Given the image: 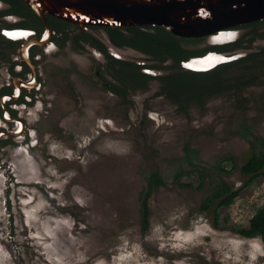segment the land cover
I'll use <instances>...</instances> for the list:
<instances>
[{
    "label": "rangeland",
    "instance_id": "obj_1",
    "mask_svg": "<svg viewBox=\"0 0 264 264\" xmlns=\"http://www.w3.org/2000/svg\"><path fill=\"white\" fill-rule=\"evenodd\" d=\"M263 45L259 36L244 52ZM84 56L78 58L85 76L61 65L66 59L52 56L43 64L54 94L49 114L60 119L62 132L55 131L60 135L45 132L47 115H40L31 119L42 132L40 146L0 152V264H264L262 237L234 230L247 226L257 209L264 211V176L246 184L248 174L241 170L251 153L264 150L261 78L213 94L187 112L152 96L158 84L151 80L147 90L131 92L129 107L102 86L95 62L90 65ZM69 79L79 99L75 91H61ZM146 103L159 118L140 117ZM185 143L192 163L182 158ZM150 170L163 183L149 199V226L142 231L139 196ZM221 179L238 190L233 201L202 209ZM4 191L12 202L3 203ZM25 193L27 208L20 203ZM10 203L8 223L10 209L4 205Z\"/></svg>",
    "mask_w": 264,
    "mask_h": 264
},
{
    "label": "flooded vegetation",
    "instance_id": "obj_2",
    "mask_svg": "<svg viewBox=\"0 0 264 264\" xmlns=\"http://www.w3.org/2000/svg\"><path fill=\"white\" fill-rule=\"evenodd\" d=\"M249 22L233 24L203 35L175 34L179 44L188 50V53L175 57L162 52L154 54L124 42L119 44L114 41L105 25L86 23L80 26L78 22L47 12L44 16L39 15L23 0H0V152L5 148L29 152L40 146L42 132L38 133L37 127L31 121V119L38 120L40 115H47L45 119L49 126L45 132L53 135H60L55 131L62 132L60 119L54 121L49 114L54 94L49 84L46 85L47 75L43 64L49 61L50 57L66 59L67 61L61 65H70L69 68H75L73 74L85 76L80 65L81 57L78 58L85 52L84 57L89 60V64L93 65L95 62L94 73L102 82V86L112 95L113 93L118 95L120 102L129 107L134 102L131 92L136 89L147 90L150 81L155 80L158 86L152 96H160L170 104H174L177 111L187 112L194 104L202 107L211 95L225 92L227 89L203 94L202 100H198L191 97L192 89L176 87V83L181 82L177 78L178 73H207L224 65H240L238 69L242 74L247 73L249 69L252 74H259V68L264 66V63L260 61L264 59V54L260 55L259 52L264 45L258 50L244 52L245 48H250L254 40L259 37L257 33L249 31L253 25L243 26ZM99 26L102 30L98 33L91 30ZM120 27L124 35L132 34L125 27ZM203 36H206L205 43H202ZM213 53H222L226 56L224 55L219 62L209 66L187 65L192 60L201 59ZM102 67L109 70L113 79L104 77ZM64 70V74L69 76L68 70L65 68ZM131 70L143 76L140 85L136 88L131 87V79L128 76ZM260 73L259 78L264 82V69ZM167 76L172 77L168 79ZM208 82L205 80L202 85L209 84ZM256 82H258L257 79ZM193 84L194 81H192ZM77 88L71 79L60 87L63 94L75 91L73 96L79 99L82 95ZM48 91H51V94ZM168 91H170L169 94H167ZM171 92L180 94H171ZM65 100L66 97L63 98V101ZM151 100L152 98L149 101ZM57 103L56 105L59 106ZM64 103L62 102L63 105ZM145 105L139 112L140 117L147 116L151 120L154 117L159 118V114L157 115L152 107H149L147 103ZM7 182L8 185L11 184L9 178ZM19 182L22 184L26 181L19 180ZM4 195V204L8 199L12 202L9 191H4ZM22 196L28 195L25 193ZM25 197L20 203L27 208V204L24 203L30 200ZM4 207L6 211L10 209L7 216L9 223L13 213L11 203L10 208H8L9 205ZM21 210L23 212V209ZM25 221L23 220L24 225H26Z\"/></svg>",
    "mask_w": 264,
    "mask_h": 264
},
{
    "label": "trees",
    "instance_id": "obj_3",
    "mask_svg": "<svg viewBox=\"0 0 264 264\" xmlns=\"http://www.w3.org/2000/svg\"><path fill=\"white\" fill-rule=\"evenodd\" d=\"M261 24H264L263 20L252 21L243 26H251L249 31L252 33H257L259 36H264V29L260 30ZM111 32L114 41L121 43H128L136 47L142 48L145 51L157 54L166 53L173 55L175 57L182 56L183 53H188L187 49L177 41L176 35L169 31L167 28L161 25H124L131 35L127 36L122 33L119 28L120 26L105 25ZM143 26V27H142ZM239 26V25H236ZM248 31V32H249ZM251 37L249 38V40ZM260 55L264 54V47L259 52ZM261 63H264V59H260ZM238 67L240 65H224L216 68L213 71L207 73H197L192 72H180L177 78L181 82L176 83V87H184L188 90H193V96L195 99L202 100V95L209 93L212 94L219 90L227 89L237 86H248L251 83L256 82L259 79V75L262 72L263 67H260L258 71L259 74H252L251 70L247 73L242 74ZM131 79V87L136 88L140 84L143 76L138 74V72L131 70L128 75ZM172 76H167L170 79ZM176 77V76H175ZM166 78V76L164 77ZM208 80L209 84L202 85V83ZM139 81V82H138ZM191 81V82H190ZM192 81L194 84L192 85ZM135 83V84H134ZM193 86V88H192ZM170 91L167 92L169 94ZM171 94H180L171 92ZM188 148L187 143L184 144V154L182 158L188 163L193 162V153ZM227 159L233 160V156H226ZM242 172L248 174V179L246 184H250L258 176H264V150L258 153H251L244 161L241 166ZM163 183V177L156 171L150 170L147 175H145V185L139 196V212H140V226L141 230H147L149 226L150 217V206L149 199L152 194L158 190V188ZM238 193V190L232 189L231 185L224 179H221L216 183V185L211 189V191L204 197L201 204L202 209H208L212 204L215 203L216 207L222 205H228L233 201V197ZM218 214L215 211V224L218 225ZM234 230L245 237L261 236L264 240V211L257 209L253 215L252 220L247 226L234 227Z\"/></svg>",
    "mask_w": 264,
    "mask_h": 264
},
{
    "label": "water",
    "instance_id": "obj_4",
    "mask_svg": "<svg viewBox=\"0 0 264 264\" xmlns=\"http://www.w3.org/2000/svg\"><path fill=\"white\" fill-rule=\"evenodd\" d=\"M23 1L42 16L47 12L80 24L161 25L181 36L203 35L264 18V0ZM218 17L224 20L217 23Z\"/></svg>",
    "mask_w": 264,
    "mask_h": 264
},
{
    "label": "bare ground",
    "instance_id": "obj_5",
    "mask_svg": "<svg viewBox=\"0 0 264 264\" xmlns=\"http://www.w3.org/2000/svg\"><path fill=\"white\" fill-rule=\"evenodd\" d=\"M224 55L225 54H222V53L209 54L208 56L204 58L192 60L187 65L190 67H202V66L213 65L214 63L219 62Z\"/></svg>",
    "mask_w": 264,
    "mask_h": 264
}]
</instances>
